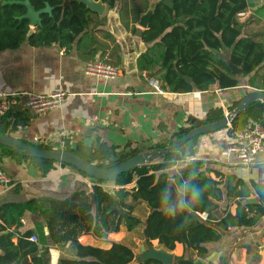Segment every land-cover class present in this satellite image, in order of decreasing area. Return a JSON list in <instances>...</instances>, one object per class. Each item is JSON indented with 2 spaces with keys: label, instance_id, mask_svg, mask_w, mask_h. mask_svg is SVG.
Listing matches in <instances>:
<instances>
[{
  "label": "trees",
  "instance_id": "trees-1",
  "mask_svg": "<svg viewBox=\"0 0 264 264\" xmlns=\"http://www.w3.org/2000/svg\"><path fill=\"white\" fill-rule=\"evenodd\" d=\"M30 1L36 11L50 8L49 12L41 15V24L36 28H32L30 21L23 17L27 12L21 4L24 0H0V51L18 49L24 43L34 47L59 44L66 49L76 45L81 58L87 62L96 60V46L100 42L93 35L102 30L106 18H101L77 0ZM95 1H101L110 10L119 3L117 0ZM131 2L135 22L149 10L151 2L155 3L150 25L140 37L147 48L139 56L137 66L141 73L156 72L169 92H207L216 85L222 90L232 89L241 85L239 77L247 79L250 89H246L241 100L234 103L230 108L232 111L251 92L264 91V6L258 8L264 0ZM248 12L250 15L241 21L239 14ZM138 30L133 29L134 35ZM222 51L230 53L228 60L218 56ZM229 62L241 71L233 72ZM223 118V109L214 107L204 119L190 118L188 127L180 129L167 143L152 147L151 151L169 147L191 130L217 123ZM250 119L264 125V102L250 105L232 122V129L227 128L229 133L245 128ZM9 127L5 119L0 121V133L8 134ZM197 138L159 162L132 169L114 182L97 181L78 171L94 183V203L88 190H80L64 200L40 197L23 203L0 205V264H22L25 258L31 260L30 264H51L50 247L53 246L68 251V256L60 258L58 264H134L137 258L134 247L124 242H116L106 250L85 246L79 240L84 235L106 240L110 234L119 233L122 227L130 233L142 227L144 235L149 237L148 241H158L159 246L168 252L181 244L185 254L193 250L199 259H207L210 256L207 244L221 241L223 233L230 228H251L264 216V186L256 185L254 188L257 203L248 200L244 204L240 202L235 215L227 209L221 211L224 197L228 201L231 199L230 183L226 181L224 184L223 174L208 166L216 162L190 160L195 157L193 146ZM27 145L55 149L43 144ZM183 149L186 151L181 154ZM65 150L105 169L114 168L142 153L130 145L120 149L104 143L80 145L75 150L66 145ZM0 152V170L4 172L2 164L6 159L17 165L32 166L43 178L56 170L58 165L76 170L66 164L29 158L4 146H0ZM178 163L185 166L179 171L173 170ZM212 172L219 180L210 177ZM169 180L174 181L183 202L175 209L170 208ZM104 184L119 188L110 192L104 189ZM227 189L229 192L225 194ZM251 193L243 189L240 197L250 198ZM115 201L126 216L112 211ZM137 205L145 206V218L135 215ZM27 213L33 216L35 229L20 232ZM199 214H207V219L203 220ZM45 228L48 230L47 237L44 235ZM32 236L38 238L37 243L30 241ZM260 261L261 256L256 253L248 264H259ZM139 264L161 263L148 261ZM216 264L228 263L223 256H219Z\"/></svg>",
  "mask_w": 264,
  "mask_h": 264
},
{
  "label": "crops",
  "instance_id": "crops-1",
  "mask_svg": "<svg viewBox=\"0 0 264 264\" xmlns=\"http://www.w3.org/2000/svg\"><path fill=\"white\" fill-rule=\"evenodd\" d=\"M100 17L106 18V24L93 35L100 42L96 46V60L110 59L121 69L120 76L115 80L105 81L88 76L85 72L87 60L80 57L76 45L66 49L59 44L34 47L24 43L18 49L0 51V93L48 95L63 90L68 94L60 109L39 115L28 110L25 97L20 98L15 113L22 115L23 119L19 123L11 117L6 120L10 124L8 135L26 144L49 145L55 149H61L62 144L75 150L80 145L104 143L120 149L130 145L143 153L167 143L180 129L189 126L190 118L204 119L214 107H221L224 114L230 112L246 89H250L247 79L239 77L241 85L232 89L222 90L216 85L207 92H169L156 72L141 73L138 70V58L147 46L141 41V36L133 33L135 27L139 29V21L135 23L131 7L126 5L119 8L117 5L113 10L106 8ZM218 56L228 60L230 53L222 51ZM151 80L157 82L159 88L153 86ZM195 142V157L190 160L216 162L208 166L223 174L221 178L224 184L226 181L230 183L231 199L228 201L224 197L221 211L227 209L235 215L240 202H258L254 188L256 185L264 186V165L245 167L236 158H222V149L235 143L227 128L199 136ZM2 166L14 184L11 187L0 185V205L23 203L40 197L64 200L80 190L92 193L94 183L70 167L58 165L56 170L43 178L28 164L17 165L6 159ZM184 166L178 163L172 169L179 171ZM210 177L219 180L214 172L210 173ZM102 186L105 190L107 186L119 188L112 184ZM243 189L252 192L250 198L240 197ZM34 229L35 220L31 213H27L20 232ZM120 232L110 234L106 240L93 235H84L79 240L85 246L106 250L116 242L132 246L123 238H116ZM44 235H48L46 228ZM220 246H224V249H218ZM206 247L215 259L226 257V254L227 257L242 255L245 262L249 252L255 248V254L258 253L264 262V216L251 228H230L223 233L221 241L207 244ZM50 253L51 264H58L60 258L68 256L67 249L58 246L50 247ZM171 253L175 258H181L179 256H183L185 250L181 244H177Z\"/></svg>",
  "mask_w": 264,
  "mask_h": 264
},
{
  "label": "water",
  "instance_id": "water-1",
  "mask_svg": "<svg viewBox=\"0 0 264 264\" xmlns=\"http://www.w3.org/2000/svg\"><path fill=\"white\" fill-rule=\"evenodd\" d=\"M81 3H84L88 9L98 14L99 16H103L107 6L103 4L101 1L96 2L95 0H77ZM119 1V0H117ZM27 10L26 14L23 16L24 18L30 21L32 28H36L41 24V15L43 13H47L50 11V8L47 7L44 10L36 11V9L31 5L30 0H25L21 3ZM155 10V5H151L149 10L146 13H143L139 20L140 29L137 32V36L140 37L142 35V31L146 30L152 18V15ZM230 66L233 69V72L238 73L241 71L240 68L233 66L229 62ZM153 75V74H149ZM188 81L190 79L188 78ZM264 102V91H253L249 95H247L240 104L231 112L224 114V118L217 123H210L198 128L191 130L187 135H185L182 139L176 141L169 147L164 149H156L153 151H146L140 153L131 159L125 161L124 163L111 168L105 169L101 168L95 164L89 163L85 159L81 158L74 152H70L62 149H53V150H45L38 147H34L31 145H27L21 140L10 136L8 134L0 133V146L8 147L15 152L25 155L29 158H36L41 160L53 161L59 164H66L77 171L97 180V181H105V182H114L119 176L122 174L143 166H148L159 162L164 157L168 156L175 150L181 148L189 141L197 138L199 136L214 133L220 131L222 129L229 128V124L242 113L246 111V109L255 102ZM168 193L171 196V204L170 208L175 209L182 206V199L179 196V193L176 189L175 183L173 180H169L168 182ZM93 203L96 200V197L93 193H90ZM112 211H117L121 216H126L127 214L122 210L118 201L114 202V206ZM145 222V221H144ZM1 237V234H0ZM146 238L149 239L148 235ZM147 248L141 247V254L136 258L137 263H145L148 261H156L161 264H214L212 259L210 258L208 263H204L203 261L194 262L192 260L187 259H179L176 260L174 253L168 252L163 247L157 248L152 244V242L148 241ZM0 254H2V250L0 247ZM29 258H25L22 264H29Z\"/></svg>",
  "mask_w": 264,
  "mask_h": 264
},
{
  "label": "built area",
  "instance_id": "built-area-1",
  "mask_svg": "<svg viewBox=\"0 0 264 264\" xmlns=\"http://www.w3.org/2000/svg\"><path fill=\"white\" fill-rule=\"evenodd\" d=\"M246 15L247 13H240L239 18L242 19ZM85 72L90 77L111 81L120 76L121 69L110 59H97L86 63ZM150 83L159 88L154 80H151ZM67 96L68 94L63 90L48 95H40L33 92L0 93V121L3 119L9 120L11 117L14 122H21L23 116L16 114L15 111L19 105V99L22 97L27 99L28 110L39 115L60 109ZM229 128L232 129V124H229ZM232 136L235 139V143L223 148L221 151L222 158H236L245 167H252L258 164L264 165V125L260 121L250 119L245 128L235 131ZM65 148V144H62L61 149L65 150ZM13 184V179L6 172L0 170V185L11 187ZM199 216L203 220L207 219V214H199ZM30 241L37 243L38 238L32 236Z\"/></svg>",
  "mask_w": 264,
  "mask_h": 264
},
{
  "label": "rangeland",
  "instance_id": "rangeland-1",
  "mask_svg": "<svg viewBox=\"0 0 264 264\" xmlns=\"http://www.w3.org/2000/svg\"><path fill=\"white\" fill-rule=\"evenodd\" d=\"M138 1H140V0H138ZM118 2H119L118 3V7L119 8L121 6H126V5L127 6L129 5L131 7V5L133 4L131 2V0H122V1L119 0ZM152 4H154V2H151V5ZM262 6H264V2L262 4H260V6H258V8L262 7ZM249 15H250V12H248L247 15L245 17H243L242 19H240V20L244 21ZM262 17L264 18V10L262 11ZM134 19L136 21L135 15H134ZM261 25H263V24H261ZM138 28L140 29L139 24H138ZM257 30H260V28H258ZM185 151H186V149H183V150H181L180 153L184 154ZM112 186H115V185H112ZM115 189L116 188H113L111 186H109V187L107 186V188H106V190L110 191V192H113ZM135 213H136L135 214L136 216H138L140 218H145V216L147 215V210H146L144 205H137ZM116 238L117 239L123 238V241L131 244L134 247V250H135V253H136L137 256H139V253L141 251V247L147 248V245H148V241L145 239V235L143 233V228L142 227H139V229L133 231L131 234H128L126 232L125 228H122L120 234ZM152 244L154 246L158 247V248L160 247L159 244L157 243V241L152 242ZM218 249L222 250V249H224V246H222V247L220 246ZM227 250L228 249H226V251ZM254 250H255V248H253V250H251V252H249L246 262L244 261V256H242V255H237L235 257H234V255H232L231 257H227L228 255L226 254V257L225 256L224 257H225V259L228 258V260L226 259L228 264H248V262L252 259L253 255L256 252ZM223 252H225V251H223ZM179 257H184L183 259L192 260L194 262L203 261L204 263H208L210 261L209 257H213V259L212 258L211 259H212L214 264H216V261L218 259V258L215 259V256H213V253H211L210 256L207 259H199L197 254L194 251H191V250L188 251L186 254L184 253L183 256H179ZM135 264H137L136 261H135ZM259 264H264V262H262V260H261V262Z\"/></svg>",
  "mask_w": 264,
  "mask_h": 264
},
{
  "label": "flooded vegetation",
  "instance_id": "flooded-vegetation-1",
  "mask_svg": "<svg viewBox=\"0 0 264 264\" xmlns=\"http://www.w3.org/2000/svg\"><path fill=\"white\" fill-rule=\"evenodd\" d=\"M25 1V0H24ZM30 3H31V1H30ZM32 5V4H31ZM145 239L148 241V239L146 238V235H145ZM149 243V242H148Z\"/></svg>",
  "mask_w": 264,
  "mask_h": 264
}]
</instances>
